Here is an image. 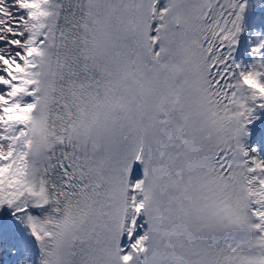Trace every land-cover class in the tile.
<instances>
[{"label":"snow or ice","instance_id":"obj_1","mask_svg":"<svg viewBox=\"0 0 264 264\" xmlns=\"http://www.w3.org/2000/svg\"><path fill=\"white\" fill-rule=\"evenodd\" d=\"M264 0H0V264H264Z\"/></svg>","mask_w":264,"mask_h":264},{"label":"rangeland","instance_id":"obj_2","mask_svg":"<svg viewBox=\"0 0 264 264\" xmlns=\"http://www.w3.org/2000/svg\"><path fill=\"white\" fill-rule=\"evenodd\" d=\"M257 14V13H256ZM256 14L254 15L252 21H251V31H257L261 34H264V25H257L256 26Z\"/></svg>","mask_w":264,"mask_h":264},{"label":"bare ground","instance_id":"obj_3","mask_svg":"<svg viewBox=\"0 0 264 264\" xmlns=\"http://www.w3.org/2000/svg\"><path fill=\"white\" fill-rule=\"evenodd\" d=\"M256 13H250V15H249V35L251 34V21H252V19H253V17H254V15H255ZM258 14H256V16H257Z\"/></svg>","mask_w":264,"mask_h":264}]
</instances>
